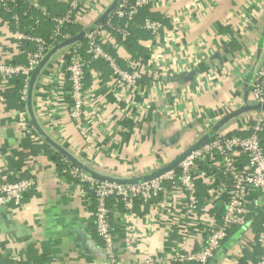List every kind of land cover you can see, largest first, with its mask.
I'll list each match as a JSON object with an SVG mask.
<instances>
[{
	"label": "crops",
	"instance_id": "obj_1",
	"mask_svg": "<svg viewBox=\"0 0 264 264\" xmlns=\"http://www.w3.org/2000/svg\"><path fill=\"white\" fill-rule=\"evenodd\" d=\"M68 1L38 0L45 10L63 15ZM116 2L88 0L87 27ZM149 12L162 18L164 29L157 39L138 41L150 53L149 73L132 93L120 95L104 63L88 71L81 121L89 144L61 103L67 96L44 105V83L59 53L35 76L24 106L16 102L15 85L0 80V182L21 179L16 167L36 180L20 207L0 211V264H106L86 188L58 177L44 150L65 155L85 175L141 180L205 137L257 113L250 81L261 64L264 0H154ZM46 24L40 28L47 33L51 24ZM75 27L74 34L82 35V27ZM13 48L0 27V60ZM116 53L123 62L130 57L120 46ZM13 59L23 62L22 56ZM167 188L166 196L146 206L123 207L112 215L121 264H175L178 254L201 245V227L174 202L181 193ZM197 197L205 207L209 191L204 185L198 186ZM213 198L212 213L218 209L221 215L224 199ZM258 221L249 227L253 234L260 230ZM248 234L234 230L208 264H251L255 248H242Z\"/></svg>",
	"mask_w": 264,
	"mask_h": 264
},
{
	"label": "built area",
	"instance_id": "obj_2",
	"mask_svg": "<svg viewBox=\"0 0 264 264\" xmlns=\"http://www.w3.org/2000/svg\"><path fill=\"white\" fill-rule=\"evenodd\" d=\"M20 1L0 0V27L4 35L16 46L13 48L15 52L4 55L0 60V80L2 83H8L13 79H21L19 98L21 102L26 103L34 70L51 52L55 51L56 55L59 53L57 61L49 68L44 83V105L47 107L53 101L57 102V99L62 100L64 96H69L70 103L63 100L61 103L67 104L68 118L80 131V137L89 144V135L83 130L81 121L85 95L84 80L86 71L90 70L88 66L99 61L107 64L114 81L121 89L120 95L132 93L144 75L149 73L146 71L149 58L145 61L141 57H126L123 59L124 67H121L108 49L113 48L116 51L119 47L112 38V33L118 34L121 40L129 37L128 27L135 16L154 0H117L114 8L92 28H88L83 19L91 10L88 0H69L67 10L61 17L50 16L39 5L38 0H23L27 6L25 11L19 12ZM33 12H38L40 16L31 15ZM22 17L31 22L27 28L22 26ZM40 17L52 23L51 31L45 37L32 33L39 26ZM74 25L82 27V38L60 47L64 42L78 36L72 35L68 29ZM139 27L149 32L151 38L157 39L164 29V24L147 18ZM14 56H22L24 61L10 63ZM250 96L253 103L264 106V46L261 64L254 70L250 81ZM263 133L264 112L260 111L247 116L241 125L233 129H221L205 137L173 167L156 176H151V173L150 178L135 183L98 180L85 175L67 157L61 155L60 161L73 180L85 185L88 195L93 199V231L101 242L106 264H121L115 253L110 213L113 215L120 205L131 209L134 202L148 205L161 195L166 196L167 186L181 193L182 199H173L174 202L181 205L182 209L197 221L204 235L198 249L184 255L178 254L174 259L175 264L209 263L219 247L230 237L231 231L238 229L249 231L242 248L246 249L247 245H252L253 248L259 249V255L251 264H264V146L261 143ZM162 168L163 166L157 167V171ZM200 184L209 191L205 207H202L197 197ZM35 185L34 177L23 178L14 183L1 181L0 211L20 207L23 195L34 189ZM214 195L224 199V211L221 215L218 214V209L212 213ZM259 213L263 215L260 230L253 234L249 227ZM148 262L150 263L151 259H148Z\"/></svg>",
	"mask_w": 264,
	"mask_h": 264
},
{
	"label": "trees",
	"instance_id": "obj_3",
	"mask_svg": "<svg viewBox=\"0 0 264 264\" xmlns=\"http://www.w3.org/2000/svg\"><path fill=\"white\" fill-rule=\"evenodd\" d=\"M39 5L41 6L40 2H39ZM26 6H27L26 3L23 0H21L20 3H19V6H18L19 7L18 11L19 12L25 11ZM49 10L50 9L46 8V11L52 17H61L63 15V14H60V13H53V12H51V10L50 11ZM31 15L37 16V17L40 16L38 12H35V13L33 12ZM4 18L7 19L6 16ZM147 18L148 19H151V20H157V21H160L162 24H165L164 21H162V18L159 15L150 13L149 12V6H146V7H143L139 11V13L135 16L134 21L129 25V27H128V29H129V37H127L125 40H121V37L118 34L112 33V38L115 40V43L118 46H121L133 58L141 57L145 61L149 58V53H148V51L146 49H144L139 44L138 41L139 40H142V39H148V38L151 37L149 32H147V31H145V30H143V29H141L139 27V25L142 24V22L144 21V19H147ZM40 19H41V22H40L39 26L36 27V29H34L32 31V33L34 35H37V36L45 37V36H47L49 34V32L51 31V29L50 30L49 29L48 30L46 29L47 30V33L46 32H43L42 29L40 28L41 27V24L42 23H47L46 26H49L51 24L50 26L52 28V23H51L50 20H45V19H43L41 17H40ZM21 23H22V26H24V27L27 28V26L30 25L31 22H30V20H28V18L22 17L21 18ZM72 28H74V29H72ZM68 29H69L70 33L72 35H74L75 30H76L75 25L74 26H70ZM108 51L110 52V54L113 57L116 58L118 65L121 66V67H124V62L118 58L116 51L113 48H109ZM21 60L24 61V57H22ZM10 63H13V64L14 63H21V61H16L15 59H12ZM98 63H103V62L102 61H99V62L92 63L90 66H88L89 67L88 69H91L93 65L98 64ZM104 65L106 67V70L107 71H110V69L108 68L107 64L104 63ZM110 74H111V71H110ZM88 75H89V73H88V71H86V76H85V80H84V90H86V88H87L86 82L89 79L88 78ZM10 82H12L15 85L16 102L20 103L21 106H24L25 103L21 102L20 101V98H19L20 97L19 91H20L21 86H22L21 79H19V78L13 79ZM67 98H68L67 101L70 103L69 96ZM236 134H239V133H236ZM261 143L264 146V133L261 134ZM44 152L47 154L49 160L54 165V168H55V171H56V174H57L58 177H61L66 182H70V183H73V184H79L77 181L73 180L69 176V174H68L67 171H65L66 170V167L61 163V161H60L61 160V156L57 152L53 151L52 149H51V152L48 151V150H44ZM14 169H15L16 172H18L19 177L21 179L28 178V177H26L25 174H23V173L20 172V168L19 167H16ZM16 181L17 180L13 179V181H11V182H9V181H6V182L14 183ZM79 185H82V184H79ZM82 186L84 188H86L85 185H82ZM30 192H31V190L28 191L27 193H25L23 195L22 201L24 199V196L27 195ZM89 197L91 198V202H92V205L90 206V210L92 212L93 211L94 204H93L92 197L90 195H89ZM138 204H142V203L141 202H134L133 207H135ZM144 206H146V205H144ZM121 208H123L122 205H120L117 210H119ZM258 217H259V221L257 223L258 224H261V220L263 218V215L260 214V213H259L258 216H255L254 217V220L253 221H256V219ZM111 220H112V213H110V223H111V226H112ZM92 225L94 227L93 219H92ZM233 232L234 231H231V233H230L229 236H231V234ZM99 242H100V240H99ZM100 244H101V242H100ZM255 253L256 254H254V256L251 259L252 260L251 261L252 263L255 262L257 256L259 255V249L255 248ZM187 264H198V263H196V262H190V263H187Z\"/></svg>",
	"mask_w": 264,
	"mask_h": 264
},
{
	"label": "water",
	"instance_id": "obj_4",
	"mask_svg": "<svg viewBox=\"0 0 264 264\" xmlns=\"http://www.w3.org/2000/svg\"><path fill=\"white\" fill-rule=\"evenodd\" d=\"M115 5L111 6L105 13V15L111 11V9L114 8ZM104 15V16H105ZM82 38V35H78L76 36L74 39L70 40V41H67V42H64L60 47H63L71 42H73L74 40H79ZM55 51L51 52L41 63L40 65L34 70V73L30 79V86H29V92H28V98L30 97V91H31V85H32V82L35 78V76L38 74V72L40 71V69L43 67V65L48 61V59L54 54ZM29 101V100H28ZM253 107L254 109L257 111V112H260V111H263L264 112V106H260L258 104H255L253 103ZM202 141V140H201ZM201 141H199L195 146H193L191 149H189L184 155H182L179 159H177L176 161H174L173 163H171L170 165L166 166V167H163L162 169L158 170V171H155L152 173L151 176H156L157 174H159L160 172L162 171H165L167 170L168 168L170 167H173L178 161H180L186 154H188L192 149H194ZM65 156V155H63ZM70 160V159H69ZM71 161V160H70ZM72 162V161H71ZM73 163V162H72ZM74 165H76L75 163H73ZM78 167V165H76ZM93 178L95 179H98V180H105V181H109V182H117V183H135V182H138L139 180H130V179H124V180H117V179H111V178H107V177H104V176H101V175H96V174H93L92 175ZM150 178V176H147L143 179H148ZM142 180V179H141ZM1 218H0V222H1Z\"/></svg>",
	"mask_w": 264,
	"mask_h": 264
}]
</instances>
